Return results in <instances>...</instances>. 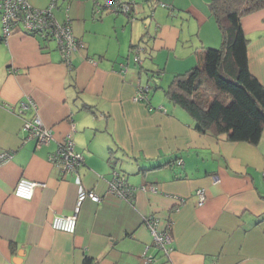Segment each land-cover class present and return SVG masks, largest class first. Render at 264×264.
Wrapping results in <instances>:
<instances>
[{
  "label": "crops",
  "instance_id": "obj_1",
  "mask_svg": "<svg viewBox=\"0 0 264 264\" xmlns=\"http://www.w3.org/2000/svg\"><path fill=\"white\" fill-rule=\"evenodd\" d=\"M211 1L137 0L130 19L95 17L91 0L68 9L61 0L57 19L69 16L83 43L70 62L50 37L20 25L5 36L0 14V153L12 152L0 162V264H85L86 256L90 264H145V252L156 264H264V131L256 144L201 132L164 91L176 73L203 64L206 47L223 45ZM241 26L249 69L264 85V7ZM135 44L143 47L138 62ZM140 84L150 87L144 101L134 98ZM36 115L52 129L47 143L24 129ZM69 133L84 156L80 183L102 197L84 200L73 233L51 225L73 213L79 189L76 174L50 159ZM114 168L135 187L132 199L108 192ZM21 177L45 185L24 199L14 194ZM151 216L162 228L170 223L167 254L153 245Z\"/></svg>",
  "mask_w": 264,
  "mask_h": 264
},
{
  "label": "trees",
  "instance_id": "obj_2",
  "mask_svg": "<svg viewBox=\"0 0 264 264\" xmlns=\"http://www.w3.org/2000/svg\"><path fill=\"white\" fill-rule=\"evenodd\" d=\"M263 7L264 0L211 1V12L223 32V45L206 47L203 64L176 73L164 90L169 99L189 111L197 130L223 134L232 141H260L264 131V85L249 69V38L241 17ZM133 10L122 14L134 19ZM137 46L142 47L133 45V54ZM91 261L86 256L84 263Z\"/></svg>",
  "mask_w": 264,
  "mask_h": 264
},
{
  "label": "built area",
  "instance_id": "obj_3",
  "mask_svg": "<svg viewBox=\"0 0 264 264\" xmlns=\"http://www.w3.org/2000/svg\"><path fill=\"white\" fill-rule=\"evenodd\" d=\"M70 1V0H68ZM59 0H52L45 7H35L30 0H0V14L3 34L8 35L12 29L20 25L27 32L39 34L41 36L50 37L57 43L65 61L70 62L71 54L79 48L83 43L74 35L72 28V20L69 16L64 21L57 19L55 9L59 7ZM137 0H93L94 13L96 17L106 11L116 13H130ZM165 5V3H162ZM68 9V5H67ZM142 47H135L134 60H139V53ZM122 71H126L123 65ZM150 91L149 85L140 84L135 93V100L144 101L148 98ZM31 103H23V107H27ZM24 129L30 136L35 137L38 143H47L53 137L50 127L43 124L40 117L36 115L33 119L24 122ZM12 156L11 151H3L0 153V162ZM50 159L54 162L63 173H75L76 182L79 186L76 203L73 213L68 215H55L51 221V225L55 229H60L69 233L76 230L78 214L81 210L82 203L89 198L93 201H100L102 197L93 189H86L80 183L78 175L79 167L84 163V156L77 152L74 147V139L72 133H69L60 143L55 152L50 155ZM181 162V160H179ZM214 182L220 180L218 175H214ZM45 185L38 181L27 177H21L15 187L14 194L24 199H31L37 185ZM135 187L131 186L127 180L125 173L114 168L112 170V178L109 181L108 192L122 196L125 199H132L135 194ZM199 203L205 200L204 188L197 189ZM148 222L150 231L153 236V245L164 253H169L171 249L172 236L169 232V225L165 228L160 227L159 219L155 216L145 218ZM145 264H156L155 255L145 252ZM217 264V263H215Z\"/></svg>",
  "mask_w": 264,
  "mask_h": 264
},
{
  "label": "rangeland",
  "instance_id": "obj_4",
  "mask_svg": "<svg viewBox=\"0 0 264 264\" xmlns=\"http://www.w3.org/2000/svg\"><path fill=\"white\" fill-rule=\"evenodd\" d=\"M59 1H61V0H59ZM62 1H64L65 2V6L67 7V5H69V3H70V1H73V0H70V1H68V0H62ZM92 2H93V0H91ZM69 8V7H68ZM93 10H94V4H93ZM104 13H109V12H107L106 10L103 12V14ZM110 13H112V14H117L116 12H110ZM122 14V13H121ZM94 15H95V13H94ZM96 17V16H95ZM169 83H170V80L169 81H167L166 82V88H167V86L169 85ZM162 92L163 90H162V88L161 87H159L158 89H156V92Z\"/></svg>",
  "mask_w": 264,
  "mask_h": 264
}]
</instances>
